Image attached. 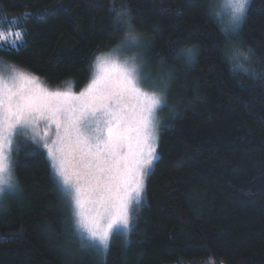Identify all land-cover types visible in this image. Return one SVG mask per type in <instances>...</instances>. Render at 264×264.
I'll use <instances>...</instances> for the list:
<instances>
[{
	"label": "trees",
	"instance_id": "obj_1",
	"mask_svg": "<svg viewBox=\"0 0 264 264\" xmlns=\"http://www.w3.org/2000/svg\"><path fill=\"white\" fill-rule=\"evenodd\" d=\"M217 8V0H0L2 25L24 38L0 46L3 60L50 87L71 80L81 90L97 55L121 45L130 25L143 68L167 82L173 108L129 236L116 233L107 254L81 246L45 150L21 143L15 190L0 198V264H264V0L249 2L235 30ZM238 51L248 59H233Z\"/></svg>",
	"mask_w": 264,
	"mask_h": 264
},
{
	"label": "snow or ice",
	"instance_id": "obj_2",
	"mask_svg": "<svg viewBox=\"0 0 264 264\" xmlns=\"http://www.w3.org/2000/svg\"><path fill=\"white\" fill-rule=\"evenodd\" d=\"M248 4L223 0L216 15H227L235 30ZM15 36L22 38L20 33ZM137 41L129 25L126 43ZM236 57L248 59L243 51ZM236 67L247 71L239 62ZM10 71L7 77L0 74V197L15 190L14 137L31 131L69 198L81 246L107 254L117 231L125 236L131 231L133 205L140 203L144 178L159 159L157 112L165 106L167 82H150L141 61L121 58L119 52L96 58L92 79L79 93L50 90L37 77ZM41 122L54 126V137L36 136Z\"/></svg>",
	"mask_w": 264,
	"mask_h": 264
},
{
	"label": "rangeland",
	"instance_id": "obj_3",
	"mask_svg": "<svg viewBox=\"0 0 264 264\" xmlns=\"http://www.w3.org/2000/svg\"><path fill=\"white\" fill-rule=\"evenodd\" d=\"M251 0H249L250 2ZM223 0H217V3H218V11L220 10V5L222 4ZM248 7V6H247ZM224 16V14H222ZM227 18L228 16L225 15ZM229 20V18H228ZM229 22V21H228ZM15 33H20L21 34V39H18L16 36H15ZM24 38H23V34L20 30H15V29H6L4 28V26L2 25V20H1V17H0V46H4V45H7V44H10L12 46H15L17 47L19 44H21L23 42ZM13 41H15V43H13ZM139 42L137 41V43L135 45H132V46H129L127 45L126 43V36L124 37V41L121 43V45H118L110 50H106V51H103L101 53H99L97 55L98 56H102V55H108V54H111V53H114V52H119L121 54V58H127V57H133L135 56L139 61H141L142 63V67H143V62H142V59H141V56H140V53H139ZM96 57V58H97ZM96 58L94 60V63H93V70H92V76H93V72H94V65H95V61H96ZM12 68H15L17 69L18 71H21L23 73H26V74H29L31 76H34V77H37L39 79V81H41L43 83V85L45 87H47L48 89L50 90H60V91H66V90H71L72 92L74 93H79L80 91H82L88 84L89 82L86 84V86H84L81 90H75L74 89V85H73V82L71 80L67 81L63 86L61 87H56V88H53V87H50L42 78H40L39 76L35 75V74H32L31 72H28L18 66H16L15 64L13 63H10L8 61H5L3 60L2 58H0V74H3L4 76H9L11 74V69ZM92 76H91V79H92ZM144 76L146 78H148V80L150 82H155V83H158V81H160L159 79H156V77L153 75V74H149L147 71H144ZM90 79V80H91ZM168 107L169 108V111L168 112H163V108L164 107ZM165 106L162 108V110H158L157 112V118L158 120L160 121V126H159V129H158V140H157V147H156V153L158 155V145H159V137H160V132H161V129L163 127V125L165 124V122H167L170 118V115H171V106L166 102L165 100ZM173 110V108H172ZM54 126H51V127H47L45 126V124L43 122H41L39 124V126L37 127V130H36V136L43 139L45 137V135H47L48 137H54ZM32 137V133L31 131H29L27 134H17L15 135L14 137V142H13V145H12V153H11V159H12V164H13V159H14V151L15 149L21 144V143H27V142H31L33 144H35L36 146L40 147L41 149L45 150L43 147H41L40 145L36 144L33 142V139L31 138ZM46 154H47V151L45 150ZM48 157V156H47ZM156 161L153 162V166L152 168L149 170V173L148 175L144 178V191L142 192L141 194V201L139 204H134L133 205V208H132V211H131V228H132V215H133V212L136 208H138L141 203L143 202V199H144V192H145V185H146V181H147V178L149 176V174L152 172L153 168H154V164H155ZM1 198V197H0ZM116 233H119L121 235H124L123 234V230H119L117 231ZM115 233V234H116ZM130 233V232H129ZM129 233L127 236H129ZM114 234V235H115ZM113 235V236H114ZM113 239V237L111 238V240ZM111 242V241H110Z\"/></svg>",
	"mask_w": 264,
	"mask_h": 264
},
{
	"label": "clouds",
	"instance_id": "obj_4",
	"mask_svg": "<svg viewBox=\"0 0 264 264\" xmlns=\"http://www.w3.org/2000/svg\"><path fill=\"white\" fill-rule=\"evenodd\" d=\"M183 51L185 52L186 55L191 57V53H192V49L191 48L184 49Z\"/></svg>",
	"mask_w": 264,
	"mask_h": 264
}]
</instances>
